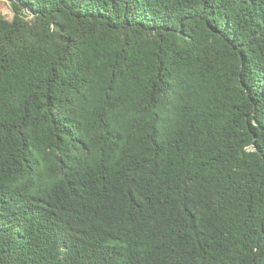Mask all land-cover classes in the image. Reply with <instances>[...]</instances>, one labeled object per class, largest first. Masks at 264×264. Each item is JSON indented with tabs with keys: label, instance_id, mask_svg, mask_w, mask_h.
Segmentation results:
<instances>
[{
	"label": "trees",
	"instance_id": "16d2710c",
	"mask_svg": "<svg viewBox=\"0 0 264 264\" xmlns=\"http://www.w3.org/2000/svg\"><path fill=\"white\" fill-rule=\"evenodd\" d=\"M0 264H264V0H8Z\"/></svg>",
	"mask_w": 264,
	"mask_h": 264
},
{
	"label": "rangeland",
	"instance_id": "374dc122",
	"mask_svg": "<svg viewBox=\"0 0 264 264\" xmlns=\"http://www.w3.org/2000/svg\"><path fill=\"white\" fill-rule=\"evenodd\" d=\"M11 18L12 11L8 0H0V17Z\"/></svg>",
	"mask_w": 264,
	"mask_h": 264
}]
</instances>
